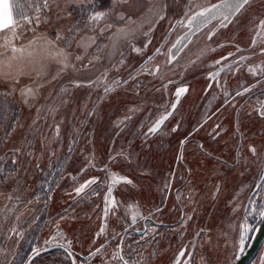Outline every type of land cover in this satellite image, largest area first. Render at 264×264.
Returning a JSON list of instances; mask_svg holds the SVG:
<instances>
[{
  "label": "rangeland",
  "instance_id": "1",
  "mask_svg": "<svg viewBox=\"0 0 264 264\" xmlns=\"http://www.w3.org/2000/svg\"><path fill=\"white\" fill-rule=\"evenodd\" d=\"M9 1L0 264H233L264 208V0Z\"/></svg>",
  "mask_w": 264,
  "mask_h": 264
},
{
  "label": "snow or ice",
  "instance_id": "2",
  "mask_svg": "<svg viewBox=\"0 0 264 264\" xmlns=\"http://www.w3.org/2000/svg\"><path fill=\"white\" fill-rule=\"evenodd\" d=\"M44 6H47V0H44ZM214 7H218V6H214ZM214 9H208L206 10L207 12L211 13ZM201 15H204V13H201ZM17 19H19L20 17L23 16V13H19L17 12L16 14ZM25 21L27 24L31 25L33 23V19L31 17H27L25 18ZM17 23L16 20L13 19V13L11 10V5L9 4L8 0H0V32H3L4 29H8L9 32L11 33V37L10 39H18V35L16 33V27H17ZM261 26H264V21L261 22ZM10 47L11 51L13 53L16 52H22V49H17L14 45H12L10 42L8 45H6V48ZM0 67H2V64H0ZM185 91L184 89H181L180 91H178L177 96H179L180 92ZM28 93H31V90H28ZM174 107V106H173ZM167 117H163L162 119H166ZM250 151L253 152V154H255V149H250ZM94 182V181H92ZM130 183V181H127ZM91 183V182H90ZM80 191V190H78ZM111 191V189H110ZM260 216L262 218H264V211H260ZM249 231V229L246 226H241V233H240V239L241 241H243L244 239V233ZM181 256L184 255L183 251L180 253ZM122 259V257H121ZM177 264H179V261L177 262Z\"/></svg>",
  "mask_w": 264,
  "mask_h": 264
},
{
  "label": "water",
  "instance_id": "3",
  "mask_svg": "<svg viewBox=\"0 0 264 264\" xmlns=\"http://www.w3.org/2000/svg\"><path fill=\"white\" fill-rule=\"evenodd\" d=\"M263 211H264V208H263ZM263 242H264V218H262L260 216V223H259L257 229L253 233L249 243L245 247L242 254L235 260V262L233 264H250V262L253 260V258L256 256L259 249L261 248ZM55 249L63 250L66 254H68V256L71 260V264H76L72 253L68 249H66L65 247L58 246V245L43 248V249H40V250L34 252L27 259L25 264H30V262L35 257H37L38 255L52 251V250H55Z\"/></svg>",
  "mask_w": 264,
  "mask_h": 264
},
{
  "label": "flooded vegetation",
  "instance_id": "4",
  "mask_svg": "<svg viewBox=\"0 0 264 264\" xmlns=\"http://www.w3.org/2000/svg\"><path fill=\"white\" fill-rule=\"evenodd\" d=\"M255 43V39L253 40V44ZM239 49V51L241 52V51H244L245 49L244 48H238ZM235 66L236 65H234V71L233 72H231V80H234V79H236V78H238L240 81L242 80L241 79V77L240 76H242V77H244L243 75H241L239 72H238V70L240 69V67H237V68H235ZM241 70V69H240ZM221 73V70H217L216 71V76H219V74ZM236 74V76L234 77V75ZM240 75V76H239ZM247 79H250L249 78V76L248 75H246L245 76ZM244 77V78H245ZM261 92V91H260ZM182 189L184 188V186H182L181 187ZM186 198L188 199L189 197H185V200H186ZM179 208H181V205H179ZM185 215H186V213L183 211V210H181L180 211V220H179V222H178V224L177 225H179L180 223H182L183 221H184V218H185ZM192 216H193V214H192ZM150 223H152V221L150 222ZM144 231L143 232H147L148 230H147V228H145L144 227ZM263 245V244H262ZM260 250V249H259ZM257 255V254H256ZM256 257V256H255ZM254 257V258H255ZM254 258H253V260H254ZM252 260V261H253ZM251 261V262H252ZM120 262H121V264H129L126 260H125V258L123 257V255H122V259H121V257H120ZM251 262H250V264H251Z\"/></svg>",
  "mask_w": 264,
  "mask_h": 264
},
{
  "label": "trees",
  "instance_id": "5",
  "mask_svg": "<svg viewBox=\"0 0 264 264\" xmlns=\"http://www.w3.org/2000/svg\"><path fill=\"white\" fill-rule=\"evenodd\" d=\"M6 97H7V96L0 95V104H1V105L4 104V101H6V102L8 101L9 103L12 102V101L9 100V97H7V98H6ZM4 99H5V100H4ZM12 104H14V102H12L10 105H12ZM14 105H16V104H14ZM16 109H17V107H16ZM29 253H30V252H29ZM32 254H33V253H32ZM32 254H31V253L28 254V252H27V254H26L27 259H28ZM35 258H36V257H35ZM35 258H34V259H35ZM27 259H26V260H27ZM34 259H33V260H34ZM33 260H32V261H33Z\"/></svg>",
  "mask_w": 264,
  "mask_h": 264
},
{
  "label": "crops",
  "instance_id": "6",
  "mask_svg": "<svg viewBox=\"0 0 264 264\" xmlns=\"http://www.w3.org/2000/svg\"><path fill=\"white\" fill-rule=\"evenodd\" d=\"M8 2H9V4L11 5V1L8 0ZM11 10H12V9H11ZM0 47H2V46H0ZM2 48H3V47H2ZM3 49L6 50V47H4ZM1 53H2V51H1ZM2 54L5 56L6 53L3 52Z\"/></svg>",
  "mask_w": 264,
  "mask_h": 264
}]
</instances>
